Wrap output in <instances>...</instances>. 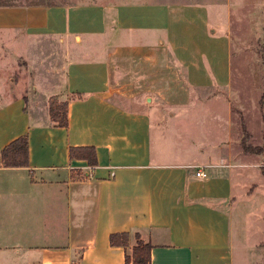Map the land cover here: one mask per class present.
Segmentation results:
<instances>
[{"label":"crops","instance_id":"crops-1","mask_svg":"<svg viewBox=\"0 0 264 264\" xmlns=\"http://www.w3.org/2000/svg\"><path fill=\"white\" fill-rule=\"evenodd\" d=\"M214 7L0 6V32L74 37L91 54L66 67L58 98L69 102L67 127L53 123L49 101L42 111L26 95L0 104V151L29 135V166H0V264H125L126 248L110 242L116 232L130 233L129 252L136 234L151 243L152 264H264L262 153L244 150L231 102L196 94L232 85L231 39ZM178 104L221 113L210 117L209 145L188 132L191 147L165 160L154 122L166 134ZM86 145L98 165L70 158L71 146Z\"/></svg>","mask_w":264,"mask_h":264},{"label":"rangeland","instance_id":"rangeland-1","mask_svg":"<svg viewBox=\"0 0 264 264\" xmlns=\"http://www.w3.org/2000/svg\"><path fill=\"white\" fill-rule=\"evenodd\" d=\"M109 1L112 0H8L14 5L106 3ZM113 1L133 2L135 0ZM182 1L217 5L218 7L212 8L211 15L214 19L222 21L224 17L226 21L224 29L231 39L233 78L230 89L216 87L196 94L217 96L231 102L235 116L240 122L238 131L242 146L244 141L252 146L263 145L261 133L262 131L264 133V0ZM24 36L19 32L15 34L9 31L0 32V104L5 99L26 95L28 107L42 111L47 101L50 103L51 98L59 100L58 97L66 93L67 64L74 59L90 57L91 54L84 52L89 49L80 48L79 39L74 37L62 40L56 37ZM212 100L214 101L210 100V104L218 102L215 99ZM172 112H175V116H167L166 134L161 133L162 128H158L154 122V145L157 144L156 140L161 144L157 145L160 150L159 156H163L161 150L166 147L169 153L167 152L166 155L164 152L165 160L170 158L180 160V152L187 151L191 147L185 144V140L190 135L197 143H204L207 140L206 143L210 144L205 136L209 120L221 112L219 113L216 108L207 109L199 105L187 107L181 104L172 106ZM214 133L215 138H210L211 141H216L215 139L219 137V128ZM160 134L164 136V139L161 138L162 141L159 140ZM261 156V162L264 165V153ZM192 157H198L197 153L192 154Z\"/></svg>","mask_w":264,"mask_h":264},{"label":"trees","instance_id":"trees-1","mask_svg":"<svg viewBox=\"0 0 264 264\" xmlns=\"http://www.w3.org/2000/svg\"><path fill=\"white\" fill-rule=\"evenodd\" d=\"M14 5L8 0H1L0 6ZM37 5V4H31ZM55 5V4H51ZM73 97L82 98L83 95L76 94ZM68 101H59L51 98L49 103L50 117L54 124L67 127L68 120ZM244 141V140H243ZM264 141V133H263ZM243 148L246 152L264 153V142L261 146H252L243 142ZM71 159L87 160L92 166L98 165L97 150L95 146H71L69 149ZM0 166L4 167H28L29 166V135L26 133L11 141L0 151ZM264 175V166H262ZM137 235V244L132 251H127L129 245V232H116L110 236V242L114 246L126 248L125 264H152V244L141 239Z\"/></svg>","mask_w":264,"mask_h":264},{"label":"built area","instance_id":"built-area-1","mask_svg":"<svg viewBox=\"0 0 264 264\" xmlns=\"http://www.w3.org/2000/svg\"><path fill=\"white\" fill-rule=\"evenodd\" d=\"M197 174L200 175V176H206V173H205V171L203 169L199 170L197 172Z\"/></svg>","mask_w":264,"mask_h":264}]
</instances>
